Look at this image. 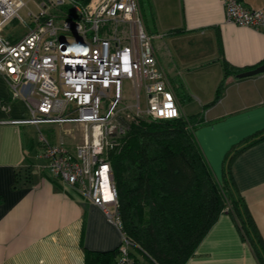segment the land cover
I'll list each match as a JSON object with an SVG mask.
<instances>
[{
	"label": "crops",
	"instance_id": "0c3cea01",
	"mask_svg": "<svg viewBox=\"0 0 264 264\" xmlns=\"http://www.w3.org/2000/svg\"><path fill=\"white\" fill-rule=\"evenodd\" d=\"M240 1L264 10V0ZM138 3L179 105L180 89L211 92L194 114L201 119L194 131L196 140L220 182L227 163L228 177L264 250V138L232 154L235 147L264 131V72L247 77H237L238 72L224 74V62L240 71L260 64L264 29L227 22L221 0ZM221 81V96L212 102ZM29 116L28 104L11 96L0 74V264H86L85 251L115 249L121 230L99 206L49 173L38 137L24 130L31 123L9 122ZM58 126L47 124V134L39 132L51 142L62 139L73 147L71 135ZM134 253L140 264H154L136 249ZM183 264L261 262L236 216L223 211Z\"/></svg>",
	"mask_w": 264,
	"mask_h": 264
},
{
	"label": "built area",
	"instance_id": "2783aa9c",
	"mask_svg": "<svg viewBox=\"0 0 264 264\" xmlns=\"http://www.w3.org/2000/svg\"><path fill=\"white\" fill-rule=\"evenodd\" d=\"M33 1L36 11L26 12L30 21L22 36L11 39L0 33V74L11 96L24 99L30 109L28 118L9 122L80 125L81 141L73 147L62 139L51 142L39 132L40 155L54 178L99 206L121 230L108 151L126 127L120 119L113 121L123 98V80H130L136 91V105L125 117L172 119L185 114L158 61L154 35L145 27L138 0ZM221 1L227 22L264 29L263 9L240 0ZM25 4L0 0V30L7 20L22 19ZM130 249L121 231L111 264H139Z\"/></svg>",
	"mask_w": 264,
	"mask_h": 264
},
{
	"label": "trees",
	"instance_id": "16d2710c",
	"mask_svg": "<svg viewBox=\"0 0 264 264\" xmlns=\"http://www.w3.org/2000/svg\"><path fill=\"white\" fill-rule=\"evenodd\" d=\"M239 71L224 62L225 75ZM222 82L212 102L221 96ZM120 121L126 127L108 151V161L121 231L130 240L137 262L135 249L154 264H183L218 215L228 211L236 216L243 236L264 264L261 240L228 177L227 163L220 182L196 140L194 131L201 121L198 115L172 119L123 115ZM261 138L264 131L235 147L232 154ZM116 255L117 247L104 252L85 251L86 264H111Z\"/></svg>",
	"mask_w": 264,
	"mask_h": 264
},
{
	"label": "rangeland",
	"instance_id": "374dc122",
	"mask_svg": "<svg viewBox=\"0 0 264 264\" xmlns=\"http://www.w3.org/2000/svg\"><path fill=\"white\" fill-rule=\"evenodd\" d=\"M26 2L25 6L20 9V15L22 19L11 18L7 20L0 33L6 37H16L22 35L27 29L26 23L30 21V18L26 16V12L28 10L36 11L35 3L33 0H24ZM122 92L123 98L120 103V107L117 110L116 117L114 118V122H118V120L127 112H131L128 108H134L136 105V91L130 80H123L122 82ZM209 89H180L179 100H180V109L182 112L189 117L193 116L200 108L201 100L206 99V97L210 96ZM140 109H144L146 100L144 96V92H140ZM51 125L58 126V124L53 123ZM40 129L38 130L34 125H25L24 130L31 133L34 137H38L39 131L44 134H47V124H40ZM62 133L72 134L69 136V140L73 141V143H78L81 141V127L76 123H64L58 126Z\"/></svg>",
	"mask_w": 264,
	"mask_h": 264
},
{
	"label": "water",
	"instance_id": "95a60500",
	"mask_svg": "<svg viewBox=\"0 0 264 264\" xmlns=\"http://www.w3.org/2000/svg\"><path fill=\"white\" fill-rule=\"evenodd\" d=\"M264 72V62L260 63L259 65H256L252 68L240 71L236 74L237 77H247L251 75H256Z\"/></svg>",
	"mask_w": 264,
	"mask_h": 264
},
{
	"label": "snow or ice",
	"instance_id": "6c2138e0",
	"mask_svg": "<svg viewBox=\"0 0 264 264\" xmlns=\"http://www.w3.org/2000/svg\"><path fill=\"white\" fill-rule=\"evenodd\" d=\"M170 114H174V113H170Z\"/></svg>",
	"mask_w": 264,
	"mask_h": 264
}]
</instances>
